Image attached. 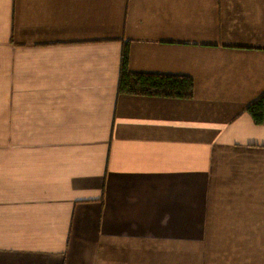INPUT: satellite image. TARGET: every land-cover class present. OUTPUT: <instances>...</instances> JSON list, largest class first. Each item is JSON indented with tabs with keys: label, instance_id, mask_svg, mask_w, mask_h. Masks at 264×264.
<instances>
[{
	"label": "crops",
	"instance_id": "obj_1",
	"mask_svg": "<svg viewBox=\"0 0 264 264\" xmlns=\"http://www.w3.org/2000/svg\"><path fill=\"white\" fill-rule=\"evenodd\" d=\"M263 92L264 0H0V264H264Z\"/></svg>",
	"mask_w": 264,
	"mask_h": 264
},
{
	"label": "trees",
	"instance_id": "obj_2",
	"mask_svg": "<svg viewBox=\"0 0 264 264\" xmlns=\"http://www.w3.org/2000/svg\"><path fill=\"white\" fill-rule=\"evenodd\" d=\"M119 95L191 100L195 83L190 76L155 73H136L129 68V47L122 51L119 78ZM256 125L264 123V92L245 110Z\"/></svg>",
	"mask_w": 264,
	"mask_h": 264
}]
</instances>
